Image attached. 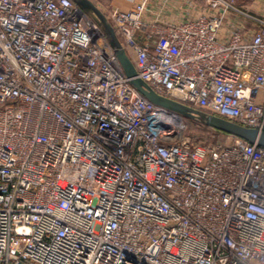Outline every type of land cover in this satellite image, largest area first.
<instances>
[{
	"label": "built area",
	"instance_id": "obj_1",
	"mask_svg": "<svg viewBox=\"0 0 264 264\" xmlns=\"http://www.w3.org/2000/svg\"><path fill=\"white\" fill-rule=\"evenodd\" d=\"M103 6L135 78L264 131V17ZM72 0H0V264H264V147L205 145Z\"/></svg>",
	"mask_w": 264,
	"mask_h": 264
},
{
	"label": "water",
	"instance_id": "obj_2",
	"mask_svg": "<svg viewBox=\"0 0 264 264\" xmlns=\"http://www.w3.org/2000/svg\"><path fill=\"white\" fill-rule=\"evenodd\" d=\"M72 1L75 4L79 5L85 12L92 15L94 21L96 22L102 33L105 35L108 43L113 48L116 58L121 65L125 76L130 79L131 85L141 95H143L155 105L166 108L184 118L196 120L204 124L205 126H208L221 133L231 135L233 137L240 138L248 143L264 147V131L259 132L254 128L240 126L222 117L200 112L184 104L157 95L143 81L135 78L134 67L121 48L119 40L105 15L94 5L91 0Z\"/></svg>",
	"mask_w": 264,
	"mask_h": 264
},
{
	"label": "crops",
	"instance_id": "obj_3",
	"mask_svg": "<svg viewBox=\"0 0 264 264\" xmlns=\"http://www.w3.org/2000/svg\"><path fill=\"white\" fill-rule=\"evenodd\" d=\"M243 9L264 17V0H236ZM105 6L117 10H127L132 7L131 0H101ZM203 0H146L145 18L160 24L177 22L185 18L188 12L192 14L199 10Z\"/></svg>",
	"mask_w": 264,
	"mask_h": 264
},
{
	"label": "trees",
	"instance_id": "obj_4",
	"mask_svg": "<svg viewBox=\"0 0 264 264\" xmlns=\"http://www.w3.org/2000/svg\"><path fill=\"white\" fill-rule=\"evenodd\" d=\"M184 122L186 124L185 134L193 141L202 145L210 143L215 136L223 135V133L205 126L196 120L184 118Z\"/></svg>",
	"mask_w": 264,
	"mask_h": 264
},
{
	"label": "rangeland",
	"instance_id": "obj_5",
	"mask_svg": "<svg viewBox=\"0 0 264 264\" xmlns=\"http://www.w3.org/2000/svg\"><path fill=\"white\" fill-rule=\"evenodd\" d=\"M93 3H94V5L102 12L103 11V6L102 5H104L102 2H101V0H91ZM77 5V4H76ZM85 14H86V16H88V18H90L92 21H94V19H93V17H92V15L91 14H89V13H87V12H85L79 5H77ZM103 13V12H102ZM95 22V21H94ZM96 23V22H95ZM216 139H218V140H220V141H225V140H227V138H225L223 135H218V136H216V138H215V140Z\"/></svg>",
	"mask_w": 264,
	"mask_h": 264
}]
</instances>
